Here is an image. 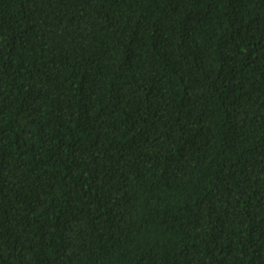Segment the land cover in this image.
Instances as JSON below:
<instances>
[{"label": "trees", "instance_id": "obj_1", "mask_svg": "<svg viewBox=\"0 0 264 264\" xmlns=\"http://www.w3.org/2000/svg\"><path fill=\"white\" fill-rule=\"evenodd\" d=\"M0 264H264V0H0Z\"/></svg>", "mask_w": 264, "mask_h": 264}]
</instances>
